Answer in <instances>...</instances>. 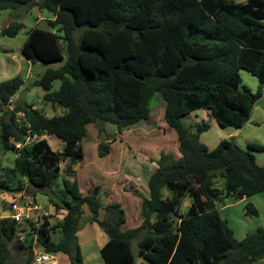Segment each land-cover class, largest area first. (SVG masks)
Returning <instances> with one entry per match:
<instances>
[{
    "label": "trees",
    "instance_id": "obj_1",
    "mask_svg": "<svg viewBox=\"0 0 264 264\" xmlns=\"http://www.w3.org/2000/svg\"><path fill=\"white\" fill-rule=\"evenodd\" d=\"M33 6L52 17L46 20L47 29L27 31L20 52L31 64L62 62L33 85L43 91V102L64 111L47 118L25 103L3 111L22 81L16 76L0 82V143L15 153L13 173L39 192L49 189L60 161L66 160L67 175L72 164L82 161L88 124L97 125L99 136L105 124L120 133L149 118L154 94L163 102L162 119L175 133L180 156L160 153L147 180L148 197L141 200L140 223L127 230L120 228L125 214L119 203L102 207L97 187L82 195L75 181L63 178L69 199L51 202L64 210L53 226L44 221L19 241L17 223L0 218V264H31L33 244L43 253L65 255L68 264H83L76 233L84 207L88 221L107 236L99 249L103 264H134L130 243L135 238L139 264H250L264 259V229L237 240L215 205L221 197L237 201L264 192V162L258 165L253 154L264 152V145L249 143L242 149L229 137L208 149L181 122L203 109L220 127L239 130L249 119L264 84V0H0V10ZM21 26L10 21L1 34L13 37ZM240 70L257 79L256 92L240 88ZM55 80L60 85L52 91ZM43 135L56 136L61 151L51 150L44 139L21 144ZM108 148L99 143L97 155L105 156ZM218 179L221 187L215 185ZM1 189H9L7 182L0 180ZM186 197L188 209L181 213ZM244 215H257L250 202L244 204ZM54 230L56 241L51 240ZM14 241L21 252L16 262L9 248Z\"/></svg>",
    "mask_w": 264,
    "mask_h": 264
},
{
    "label": "rangeland",
    "instance_id": "obj_2",
    "mask_svg": "<svg viewBox=\"0 0 264 264\" xmlns=\"http://www.w3.org/2000/svg\"><path fill=\"white\" fill-rule=\"evenodd\" d=\"M38 1V0H36ZM237 3L246 0H234ZM51 14L46 10H40L37 6L21 9L18 11L0 10V82L19 77L22 81L19 88L11 97L9 106L3 111L12 109L16 103H25L40 111L45 117L61 115L63 109L51 107L42 100L43 91L34 86L33 81L38 79L47 69H57L61 61L31 64L21 55L20 49L25 42L27 31L33 27L47 29L46 20L51 19ZM40 18V19H39ZM16 20L21 23V28L13 37L1 34V30L10 21ZM264 23V19L262 20ZM240 88L246 87L252 93L257 91L258 81L244 70H240ZM60 85L58 80L52 82L51 90H57ZM150 115L143 122L124 128L120 133L116 132L115 126L105 124V133L98 135L97 125L86 126L87 137L81 141L83 150L82 161L72 164L73 172L67 175L64 172L66 160L59 163V174L54 179L49 189L41 192L30 187L19 175L11 170L15 159V153L11 150H3L0 143V180L7 182L9 189L0 190V218L10 214L9 205L14 203L23 211V218L17 224V239L21 241L25 232L32 227L37 228L46 221L53 226L64 215V210L55 209L51 202L60 204V199L69 197L64 191L62 179L70 182L75 181L82 195L98 188L97 197L102 207L110 203H119L125 214V222L121 230L136 227L140 223L141 200L148 197L147 180L156 167V161L160 153L167 154L173 159L179 158L175 133L166 127L162 119L163 102L157 94L149 101ZM1 115V113H0ZM21 113L15 118L20 119ZM181 122L189 133H197L198 140L208 149H213L216 144L229 137L234 143L246 149L249 143L264 145V84L260 89V97L255 101L250 111L249 119L235 133L231 127H220L209 115V111L197 110L181 118ZM206 124L205 130L197 131V125ZM44 139L51 150L60 152L62 142L56 136H40ZM35 139L26 138L24 145L31 144ZM99 143L109 146L108 153L99 157L97 145ZM22 145L19 144V147ZM258 163L264 162V152H254ZM153 170V171H152ZM20 181V190L16 189ZM221 187V180L215 182ZM168 194V193H167ZM250 202L257 210V215H244V204ZM248 201H236L233 198L221 197L216 203L217 208L227 206L219 215L225 219L233 231L234 238L242 239L245 234L256 228L264 229V192L253 195ZM189 199L182 201L179 212L185 213L188 209ZM81 227L76 233L80 252L84 258L83 264H103L99 254V248L106 241V234L95 223L88 221V213L83 208ZM103 217V211L99 212ZM58 231L54 230L51 240L58 239ZM15 241L9 245L11 261L16 262L21 258V252L15 246ZM130 251L134 257V264H139L137 256V239H132ZM32 252L41 253L37 244H33ZM56 264H68L67 257L63 254L56 256ZM250 264H264L260 259Z\"/></svg>",
    "mask_w": 264,
    "mask_h": 264
},
{
    "label": "built area",
    "instance_id": "obj_3",
    "mask_svg": "<svg viewBox=\"0 0 264 264\" xmlns=\"http://www.w3.org/2000/svg\"><path fill=\"white\" fill-rule=\"evenodd\" d=\"M33 139L36 140V137L34 136ZM16 147H19V144L16 145ZM10 214L7 216L10 219L14 220L17 224L22 221L23 218V211L20 209L19 206L12 203L9 206ZM31 264H56V260L53 255L47 254V253H38L34 252L31 260Z\"/></svg>",
    "mask_w": 264,
    "mask_h": 264
},
{
    "label": "crops",
    "instance_id": "obj_4",
    "mask_svg": "<svg viewBox=\"0 0 264 264\" xmlns=\"http://www.w3.org/2000/svg\"><path fill=\"white\" fill-rule=\"evenodd\" d=\"M40 19V18H39ZM27 61V60H26ZM28 62V61H27ZM203 111H205L204 109H203ZM207 111V110H206ZM209 115H210V113H209ZM255 161H256V159H255ZM256 163L258 164V165H262L263 164V162L262 163H258L257 161H256ZM153 171V170H152ZM262 193V192H261ZM253 196V195H252ZM252 196H250V197H246V198H243V199H240V200H237V201H248V199H250ZM145 198V197H144ZM249 202V201H248ZM189 205V204H188ZM227 208V206H223V207H221V208H217V210H218V212H219V214L222 212V211H224L225 209ZM9 211V210H8ZM10 212V211H9ZM228 224V223H227ZM122 226V225H121ZM121 228V227H120ZM107 240V239H106ZM106 242V241H105ZM104 242V243H105ZM103 243V244H104ZM100 249V248H99ZM57 255H59V254H55V255H53L54 256V258H55V260H56V256ZM84 260V258L82 257V261ZM141 261V260H140ZM139 261V262H140ZM57 262V261H56Z\"/></svg>",
    "mask_w": 264,
    "mask_h": 264
},
{
    "label": "water",
    "instance_id": "obj_5",
    "mask_svg": "<svg viewBox=\"0 0 264 264\" xmlns=\"http://www.w3.org/2000/svg\"><path fill=\"white\" fill-rule=\"evenodd\" d=\"M238 131V129H235V132L233 134H235Z\"/></svg>",
    "mask_w": 264,
    "mask_h": 264
}]
</instances>
